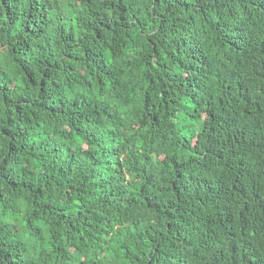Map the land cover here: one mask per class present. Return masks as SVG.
Segmentation results:
<instances>
[{"label": "clouds", "instance_id": "clouds-1", "mask_svg": "<svg viewBox=\"0 0 264 264\" xmlns=\"http://www.w3.org/2000/svg\"><path fill=\"white\" fill-rule=\"evenodd\" d=\"M0 264H264V0H0Z\"/></svg>", "mask_w": 264, "mask_h": 264}]
</instances>
